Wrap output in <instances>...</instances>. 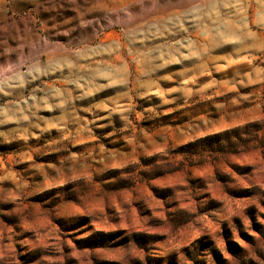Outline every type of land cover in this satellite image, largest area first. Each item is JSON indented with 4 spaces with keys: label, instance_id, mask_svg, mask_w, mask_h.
Wrapping results in <instances>:
<instances>
[{
    "label": "rangeland",
    "instance_id": "374dc122",
    "mask_svg": "<svg viewBox=\"0 0 264 264\" xmlns=\"http://www.w3.org/2000/svg\"><path fill=\"white\" fill-rule=\"evenodd\" d=\"M0 264H264V0H0Z\"/></svg>",
    "mask_w": 264,
    "mask_h": 264
}]
</instances>
